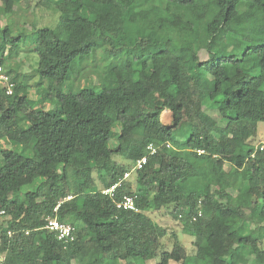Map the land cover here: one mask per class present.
I'll use <instances>...</instances> for the list:
<instances>
[{
	"label": "trees",
	"instance_id": "1",
	"mask_svg": "<svg viewBox=\"0 0 264 264\" xmlns=\"http://www.w3.org/2000/svg\"><path fill=\"white\" fill-rule=\"evenodd\" d=\"M21 2L0 0V11L12 16ZM41 4L58 24L34 28L32 49L0 24V67L15 84L11 96L0 87L4 264H187L177 236L163 246L170 233L150 215L163 210L194 238L191 264H264V153L254 144L264 123V0ZM99 46L111 57L100 88L64 92L73 63ZM28 51L54 111L32 108L20 66L6 68ZM162 143L172 147L134 170ZM116 184L114 198L103 194ZM68 196L58 219L76 241L65 248L45 225ZM125 196L141 213L117 208Z\"/></svg>",
	"mask_w": 264,
	"mask_h": 264
},
{
	"label": "rangeland",
	"instance_id": "2",
	"mask_svg": "<svg viewBox=\"0 0 264 264\" xmlns=\"http://www.w3.org/2000/svg\"><path fill=\"white\" fill-rule=\"evenodd\" d=\"M38 0H22L16 12L12 16H7L2 10L0 11V24L2 27L7 24L14 26V34L17 35L19 32L26 34L21 47L23 49H32L35 44L34 39L36 37L34 28L40 29L44 27L55 28L58 24L57 15L50 10L49 5L41 4L36 6ZM1 40V38H0ZM201 58H206V55L201 54ZM7 59V58H6ZM39 63L38 55L35 52L21 53L14 59H7L6 68L8 70L18 69V72L26 79L27 84L31 86L29 90L30 104L34 109H46L48 111H54L58 108L57 104L50 103L48 100V89L47 84L37 86L40 81V77L37 74V67ZM111 63V57L105 52L104 47L94 48L90 54L86 55L85 58L77 59L71 66V76L63 85L62 89L64 92L76 93L84 88H100L99 85L103 82V72L106 71L107 67ZM4 70L5 67H3ZM99 86V87H97ZM99 90V89H98ZM213 117L218 118V114L215 111H208ZM166 122L169 125L173 124L171 118H166ZM260 130L264 128V123H260ZM181 127L174 129L173 134L177 139H185L189 133H182ZM263 131V130H262ZM264 138V131L262 133ZM151 218L155 223L165 227L170 237L163 240V246L166 250L170 251L173 247L175 237L177 236L179 242L186 249L189 259L186 262L191 264L192 257L196 253V249L193 245L194 238L187 233H184L183 227L179 222L172 219L169 210H163L156 213H151ZM247 230V229H245ZM173 234V235H172ZM190 260V262H189ZM159 258L149 260L147 262H139L136 264H158ZM74 264H76L74 262ZM170 264H178L177 262H170Z\"/></svg>",
	"mask_w": 264,
	"mask_h": 264
},
{
	"label": "built area",
	"instance_id": "3",
	"mask_svg": "<svg viewBox=\"0 0 264 264\" xmlns=\"http://www.w3.org/2000/svg\"><path fill=\"white\" fill-rule=\"evenodd\" d=\"M0 87L4 88L6 94L8 96L13 95L15 84L13 83L11 77L4 73L2 67H0ZM163 146L167 148H171L172 145L170 143H162L160 145H149L147 147V154L139 159L135 165L134 170L143 169V167L148 163L150 156L155 155L159 149ZM256 148L264 153V143H259ZM203 151H198V154H203ZM129 174H126L125 178L128 177ZM117 188V184L112 186L110 189L104 190L103 194L108 195L110 198H114V193ZM73 197L68 196L62 202H60L54 209V216L47 217L45 229L54 233L59 242H61L65 248H68L71 244L76 241V229L71 224L60 222L58 219V211L60 206L66 202L70 201ZM118 209H124L126 211H133L136 213H141V210L137 208L136 201L134 197L125 196L121 201L117 203ZM5 211L0 210V216L4 215ZM202 216V212L199 211L198 216H194L192 218L193 222H196L199 217ZM5 256L0 255V264H4Z\"/></svg>",
	"mask_w": 264,
	"mask_h": 264
},
{
	"label": "water",
	"instance_id": "4",
	"mask_svg": "<svg viewBox=\"0 0 264 264\" xmlns=\"http://www.w3.org/2000/svg\"><path fill=\"white\" fill-rule=\"evenodd\" d=\"M168 117L171 118L173 120V123H174V114H173V112L170 111V110H166V111H164V113L162 114V117H161V121H162V123L165 126H170L165 120Z\"/></svg>",
	"mask_w": 264,
	"mask_h": 264
},
{
	"label": "crops",
	"instance_id": "5",
	"mask_svg": "<svg viewBox=\"0 0 264 264\" xmlns=\"http://www.w3.org/2000/svg\"><path fill=\"white\" fill-rule=\"evenodd\" d=\"M262 130L264 131V128ZM262 130H260V125H258V138L254 142L255 146H257L259 143H264V138H262Z\"/></svg>",
	"mask_w": 264,
	"mask_h": 264
}]
</instances>
